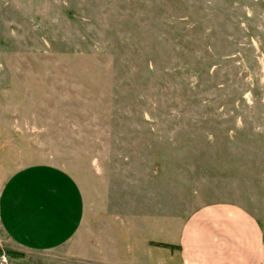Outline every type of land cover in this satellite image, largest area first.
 I'll return each mask as SVG.
<instances>
[{
	"label": "rangeland",
	"instance_id": "rangeland-1",
	"mask_svg": "<svg viewBox=\"0 0 264 264\" xmlns=\"http://www.w3.org/2000/svg\"><path fill=\"white\" fill-rule=\"evenodd\" d=\"M35 166L84 222L48 253L0 228V264H133L128 224L180 264L151 240L216 202L264 223V0H0V196Z\"/></svg>",
	"mask_w": 264,
	"mask_h": 264
},
{
	"label": "crops",
	"instance_id": "crops-1",
	"mask_svg": "<svg viewBox=\"0 0 264 264\" xmlns=\"http://www.w3.org/2000/svg\"><path fill=\"white\" fill-rule=\"evenodd\" d=\"M84 217L80 188L70 174L56 167L19 172L0 196V228L20 250L48 253L66 246L78 234ZM128 232L125 243L120 235L116 237L132 252V263L153 264L152 247L141 245L134 225L128 224ZM151 244L175 246L180 264H264V223L239 204L216 202L187 218L177 244L156 237Z\"/></svg>",
	"mask_w": 264,
	"mask_h": 264
},
{
	"label": "trees",
	"instance_id": "trees-1",
	"mask_svg": "<svg viewBox=\"0 0 264 264\" xmlns=\"http://www.w3.org/2000/svg\"><path fill=\"white\" fill-rule=\"evenodd\" d=\"M161 246L166 247V248H172V245H161ZM11 254L15 255V253H11Z\"/></svg>",
	"mask_w": 264,
	"mask_h": 264
},
{
	"label": "built area",
	"instance_id": "built-area-1",
	"mask_svg": "<svg viewBox=\"0 0 264 264\" xmlns=\"http://www.w3.org/2000/svg\"><path fill=\"white\" fill-rule=\"evenodd\" d=\"M6 257L5 256H3V260L5 261L6 259H5Z\"/></svg>",
	"mask_w": 264,
	"mask_h": 264
}]
</instances>
